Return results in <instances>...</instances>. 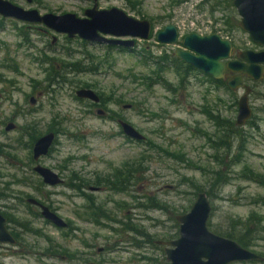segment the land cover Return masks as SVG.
I'll list each match as a JSON object with an SVG mask.
<instances>
[{"label":"rangeland","instance_id":"1","mask_svg":"<svg viewBox=\"0 0 264 264\" xmlns=\"http://www.w3.org/2000/svg\"><path fill=\"white\" fill-rule=\"evenodd\" d=\"M9 1L41 14L70 12L80 17L92 6L87 0ZM200 2L98 0L100 9L118 7L150 20V37L136 40L132 52L70 39L39 23L0 16V212L10 217L8 225L17 240L13 245L0 243V264H168L163 247L154 242L178 237L175 216L189 211L196 198L195 186L206 193L212 207L209 230L225 236L232 225L236 231L247 226L253 241L246 248L264 255V111H260L264 80L250 95L256 108L251 120L258 127L248 122L239 139L232 134L223 137L214 115L234 122L233 103L242 90L210 89L197 77H185L180 83L181 76L172 69L163 73L170 87L152 77L148 83L143 79L155 67L153 59L144 63V58L170 56L179 47L155 38L169 23L177 27L178 40L190 32L213 31L232 40L235 50L256 47L227 0L212 15ZM53 35L57 39L52 44ZM76 62L96 70L64 68ZM53 67L65 81H50ZM82 87L94 90L103 103L76 97L75 91ZM97 109L105 113L99 115ZM119 120L145 139L126 137ZM8 122L15 128L6 131ZM49 131L55 134L52 149L34 161L32 145ZM36 163L58 173L64 182L44 184L32 169ZM125 163L135 164L138 179L126 191L102 185L99 191L89 190L98 176H107ZM219 175L225 181L212 187ZM88 196L92 206L100 205L109 219H92L86 211ZM28 198L54 208L67 226L59 228L44 219ZM128 226L135 231H125ZM137 230L149 234L152 242ZM132 237L141 246L136 247Z\"/></svg>","mask_w":264,"mask_h":264},{"label":"water","instance_id":"2","mask_svg":"<svg viewBox=\"0 0 264 264\" xmlns=\"http://www.w3.org/2000/svg\"><path fill=\"white\" fill-rule=\"evenodd\" d=\"M31 1V0H28ZM92 6L83 11V16L75 13L55 14L40 13L34 8H23L9 0H0V16L22 22L39 23L48 30L64 34L67 38L78 37L89 43H103L110 46L133 48L136 40H146L152 32L151 22L148 19H138L124 9L110 7L98 8V0H87ZM232 5L240 17L241 29L256 44L264 47V0H232ZM178 30L173 23L164 26L156 32L155 38L164 44L175 43L178 40ZM52 36L51 43L56 41ZM184 49L178 48L175 55L195 69L219 78L223 70L239 72L238 76H231L227 80L229 89L244 88V93L238 99V110L235 118L237 126H243L252 115L248 102L250 87L241 82V76L247 74L255 80L263 77L264 50H238L237 59H229L232 43L217 33L201 35L197 32L186 34L182 39ZM78 98L100 103V97L91 88H79L75 91ZM30 103L35 102L30 97ZM102 109L97 114L103 115ZM123 134L134 140H144L142 133L124 120H119ZM15 128V124L8 122L6 131ZM55 134L49 131L39 136L32 145V158L37 161L46 156L54 142ZM42 182L48 186L62 184L64 179L52 169L39 163L33 167ZM27 202L40 208L41 216L53 225L64 228L67 223L52 211L48 206L34 198ZM212 211L211 204L204 191L197 193L188 212L178 214L175 219L178 223V237L169 240H156L157 245L163 246V252L168 264H233L236 262H264V257L240 245L234 239L216 234L209 230L207 222ZM0 243L13 245L16 239L13 236L6 218L0 213ZM96 264V263H90Z\"/></svg>","mask_w":264,"mask_h":264},{"label":"trees","instance_id":"3","mask_svg":"<svg viewBox=\"0 0 264 264\" xmlns=\"http://www.w3.org/2000/svg\"><path fill=\"white\" fill-rule=\"evenodd\" d=\"M224 1H226V0H201L199 6H203V5L208 6L209 13L212 15L214 13V11L217 8H219V5L221 3H223ZM230 1L232 3V0H227V3L232 5L230 3ZM167 18H170V17H167ZM228 26H229V29H232V26L229 23H228ZM109 47H117L118 50H120V51L132 52V51L135 50V47H133L132 49L131 48H124V47H120V46H109ZM138 53H139V51H138ZM140 53H142V52H140ZM142 55L144 57H146L145 54L142 53ZM170 57L171 56H168V54L165 53L162 57H157L156 59H154L152 57H149L150 58L149 60L144 58L145 59L143 61L144 63H147L148 61L150 62V60L153 59L152 63L155 66L154 67V71L149 76H143V79H145L146 83L152 82L153 79H154L155 82L163 84L164 87H167V86L170 87V85L168 84L166 79L163 77V73L167 69H170L171 67H174L175 72L178 73L179 76H181V80H180L181 82L180 83H182L185 80V77L187 78V76L191 74V71L195 70V68H193L191 65L186 64V63H185L186 64L185 68H183V70H181V63L184 64V62L180 61V60L177 61L176 58H174V57L170 58ZM172 63L174 64V66L172 65ZM79 64H80V62L72 63L70 65H67L64 68L65 69L71 68V71H74V72H83V71L84 72H87V71L94 72L96 70L95 68L83 67V66H80ZM179 70H181V71H179ZM53 71H54L52 73L53 76H52V78L50 80L51 82H54V84L55 83L59 84L61 81L62 82L65 81L64 79H66V78L64 77L63 73L60 74V72L56 71L55 67H53ZM51 86H52V84H51ZM88 86H89L88 84H85V87H88ZM100 98H101L100 101L103 103V101H104L103 98L102 97H100ZM206 113H208V112H206ZM210 116L213 117L212 114H210ZM220 124L223 127V137H228L231 134H232V136H234V135L242 136L241 134H243L241 132V128L235 127L233 122L230 121V120L228 121V120H225V119L222 118L220 120ZM222 142H223V140H222ZM51 149H52V147L50 148V150ZM136 173H137V168H136L135 164H133V163L132 164L125 163L122 166V168L114 169V171L112 173H110L109 175H107V176H104V177H99L98 176L95 179L94 185H96V186H101L102 185V186H106L108 189H110L112 191L123 192V191H126V189L132 183H134L135 181L138 180L136 178ZM218 174H217V176H218ZM79 181H81L82 184H85V186L88 183V182H84V180H82V179H80ZM213 181H214V183L211 185L212 187H220L222 185V183L225 181V178L222 177L221 175H219V177H216L215 180H213ZM69 184L72 187H78V185L77 186L73 185V184H71V182H69ZM195 189H196V192H195L196 194L195 195H197V193L202 190L201 188H199V186H195ZM88 200H89V202H88L89 206H86V208H87L86 211H89V215L92 217V219H94L96 222H99L100 219H103V218L109 219L108 215L106 214V212L103 211V209H102V207L100 205L97 206V207L96 206L94 207V206H92L93 205L92 198H89ZM90 203H92V204H90ZM154 206L155 207H159V208L163 207V206H160L159 204H157V205L154 204L153 207ZM0 213L6 218L7 223H9L11 221L10 217L7 218V216H6V214L4 212H0ZM116 221L119 222V220H115V222ZM25 225L26 224H24L23 226H25ZM244 226H245V223H244ZM8 227H9V225H8ZM128 227L129 228L125 229V231H135L132 226H128ZM117 233H119V232H117ZM136 233L138 235H141V236L145 237L146 240L152 242V238L150 237L149 234L143 233L141 230L140 231L137 230ZM250 233H251V231H250L249 227H247V226H245V227L240 226L238 228V230L236 231L235 230V226L232 225V227L230 228L229 232L225 236L228 237V238L234 239L240 245H242L244 247H247L253 241L252 238L248 237L250 235ZM131 239H132L133 244L136 247L137 246H141V242L137 241L135 237H132ZM156 247L161 248L162 246L156 244ZM165 264H167V263H165Z\"/></svg>","mask_w":264,"mask_h":264},{"label":"flooded vegetation","instance_id":"4","mask_svg":"<svg viewBox=\"0 0 264 264\" xmlns=\"http://www.w3.org/2000/svg\"><path fill=\"white\" fill-rule=\"evenodd\" d=\"M241 27V26H240ZM191 33V32H190ZM212 33H216V32H213V31H211V32H209V33H204V34H201V35H205V34H212ZM189 34V33H188ZM184 37V36H183ZM183 37H182V39H183ZM178 38H179V36H178ZM224 38V37H223ZM226 38V37H225ZM182 39L181 40H177V42L175 43V44H179V47L178 48H181V49H184L183 48V46H182ZM229 39V38H228ZM230 40V39H229ZM251 40V39H250ZM231 41V43H232V40H230ZM252 41V40H251ZM253 42V41H252ZM254 43V42H253ZM255 45H256V47L255 48H242V49H240V50H244V49H252V50H256V51H260V50H264V47H262V46H260V45H258V44H256V43H254ZM110 46V45H109ZM117 48V47H116ZM177 48V49H178ZM118 49V48H117ZM176 49V50H177ZM175 50V51H176ZM175 51H173L172 52V54L170 55L171 57H174V58H176L177 59V61L178 60H180V61H183V60H181L180 58H178L176 55H175ZM237 52H238V50H235L234 49V46H233V43H232V49H231V53H230V57H229V59H227V60H225V61H223L224 62V64L226 65L227 64V62L229 61V60H236L237 59ZM170 57V58H171ZM184 62V61H183ZM187 64V63H186ZM185 62H184V64L183 63H181V70H183V68H185ZM172 65L174 66V64L172 63ZM262 67H263V77H262V79H260V80H255L253 77H251V76H249V75H247V74H243L242 76H241V82L243 83V84H246V85H248L249 87H250V89H249V93H248V102H249V105H250V107H251V110H252V115H251V117H250V119H248L247 121H246V123L244 124V125H246L248 122V124L250 125H252L253 124V126L254 127H258V124H257V121H252L251 119H253L254 118V112H255V110H256V108L250 103V95H251V93L253 92V89H254V87L257 85V84H259L261 81H263L264 80V64L262 65ZM194 68V67H193ZM170 69H172L173 71H175L174 70V67H171ZM181 70H179V71H181ZM178 71V70H177ZM238 75H240V73L239 72H234V71H230V70H228L227 68H225L224 70H223V75L221 76V77H219V78H213V77H211L210 75H208V74H206V73H203V72H201V71H199V70H197V69H195V70H193V71H191V74L190 75H188L190 78L191 77H197V78H201L202 79V81H203V84H206V85H208L209 86V88L211 89V88H213V87H215V88H219L220 86H223L227 91H229V92H236L237 90H242V94L244 93V88L243 87H240V88H238V89H235V90H232V89H229L228 88V86H227V80H228V78L229 77H231V76H238ZM187 76V75H186ZM187 76V77H188ZM250 82V84H248ZM240 97V96H239ZM239 97H238V99H239ZM238 99L233 103V107L235 108V111H236V114H237V110H238V104H237V102H238ZM260 111L262 112V111H264V107L263 108H261L260 109ZM220 113V112H219ZM214 116H216V118H217V120H218V123L216 122V124L218 125V127L219 128H222L221 130L223 131V127L220 125V117L218 116V115H214ZM235 117H236V115H235ZM256 119H260V118H257L256 117ZM233 124H234V126L235 127H239V128H242L243 126H237L236 124H235V120H234V122H233ZM242 133L244 134V132L242 131ZM242 135V134H241ZM235 137H239V139H242V137L243 136H236V135H234ZM37 164V163H36ZM34 167V166H33ZM33 167H32V169H33ZM33 171H34V169H33ZM35 172V171H34ZM60 185V184H59ZM92 189H95V191H99L100 189H101V187L100 186H95V187H90L89 188V190L91 191ZM94 191V190H93ZM88 198H91L90 196H88ZM43 204V203H42ZM33 206H35L38 210H39V212H40V208L37 206V205H34V204H32ZM52 211H54L55 212V210H54V208H51V207H49ZM12 232V231H11ZM12 234H13V232H12ZM13 236L15 237V235L13 234ZM226 237V236H225ZM15 239H16V237H15ZM16 242H17V240H16ZM160 246H162V245H160ZM163 247V246H162ZM259 254V253H258ZM261 255V254H260ZM262 257H264V255H261ZM252 262V261H251ZM260 263H263L264 264V262H260Z\"/></svg>","mask_w":264,"mask_h":264}]
</instances>
